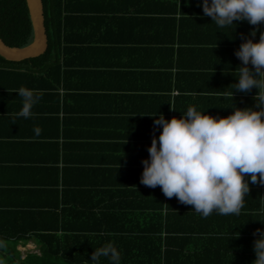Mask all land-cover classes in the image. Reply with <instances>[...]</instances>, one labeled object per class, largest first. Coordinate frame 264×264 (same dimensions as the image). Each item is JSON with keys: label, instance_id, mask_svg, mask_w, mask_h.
<instances>
[{"label": "crops", "instance_id": "obj_1", "mask_svg": "<svg viewBox=\"0 0 264 264\" xmlns=\"http://www.w3.org/2000/svg\"><path fill=\"white\" fill-rule=\"evenodd\" d=\"M201 5L202 0L191 3L194 12L173 44L160 20L91 16L87 28L76 32L66 73L53 93H34L40 99L20 122L0 116V206H17L36 227L57 208L73 212L74 201H85L90 217L83 229L128 232L124 236L134 246L147 238L159 210L171 221L175 262L252 263L256 230H264L258 218L264 215V185L249 181L239 215L203 218L175 196L167 198L160 186L140 182L142 161L162 131L154 124L161 114L181 118L195 107L219 118L234 107H256L255 87L235 91L242 64L235 52L248 38L258 41L264 23L234 21L218 28ZM0 107L21 111L22 98L1 95ZM57 191L65 207L57 206ZM161 201L169 212L156 208ZM38 246L33 239L19 248L36 252Z\"/></svg>", "mask_w": 264, "mask_h": 264}, {"label": "trees", "instance_id": "obj_2", "mask_svg": "<svg viewBox=\"0 0 264 264\" xmlns=\"http://www.w3.org/2000/svg\"><path fill=\"white\" fill-rule=\"evenodd\" d=\"M198 1L201 0H43L49 47L45 54L21 62L8 61L0 56V96L20 97L16 93L20 87H26L36 95H51L66 73L64 65L68 64L71 45L78 39L75 38L77 31L87 28L86 22L92 19L91 16L98 20L99 16L135 15L139 19L161 21L167 25L168 42L173 44L179 26L182 22L188 23V17L194 12L191 3ZM178 15H181L180 19ZM156 16L160 19H155ZM0 37L10 47L22 48L33 41L26 0H0ZM18 107L8 110L0 107V116L19 120ZM59 193H55L57 206L65 207L67 202L64 198L59 200ZM73 206V212L57 208L36 227L26 223L28 216L20 214L17 206H0V264H91L94 250L109 244L120 251L121 264H188L172 259L171 221L166 223L159 210L153 215V224L148 223L150 231L145 233L142 229L147 238L134 246L128 236H124L128 232L83 229L82 224L88 222L90 216L82 207L88 203L74 201ZM159 207H167L169 212L162 201L156 208ZM258 218L264 221V215ZM33 239L39 244L38 251L23 253L20 245L25 246ZM100 264H110V261L102 257Z\"/></svg>", "mask_w": 264, "mask_h": 264}, {"label": "clouds", "instance_id": "obj_3", "mask_svg": "<svg viewBox=\"0 0 264 264\" xmlns=\"http://www.w3.org/2000/svg\"><path fill=\"white\" fill-rule=\"evenodd\" d=\"M201 7L218 28L234 21L264 23V0H202ZM257 30L250 36L255 37ZM235 55L242 62L235 91L248 93L255 87L256 107H234L230 115L219 118L195 107L181 118L167 120L161 114L154 124L162 131L158 138L153 136L149 158L142 161V184L160 186L167 198L175 196L203 218L213 213L239 215L249 181L264 185V32L258 41L244 40ZM16 93L22 98L18 115L29 118L40 98L26 87ZM256 232L252 264H264V230ZM102 257L110 264H121L120 251L111 244L95 249L91 264H100Z\"/></svg>", "mask_w": 264, "mask_h": 264}, {"label": "water", "instance_id": "obj_4", "mask_svg": "<svg viewBox=\"0 0 264 264\" xmlns=\"http://www.w3.org/2000/svg\"><path fill=\"white\" fill-rule=\"evenodd\" d=\"M26 2L32 22L34 38L29 45L19 48L8 46L0 37V56L8 61L21 62L39 57L45 54L49 47L43 0H26Z\"/></svg>", "mask_w": 264, "mask_h": 264}]
</instances>
